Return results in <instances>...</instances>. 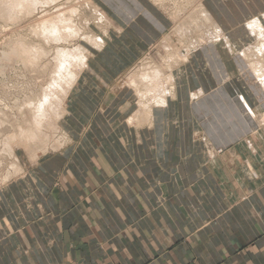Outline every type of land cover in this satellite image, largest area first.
Segmentation results:
<instances>
[{
	"label": "crops",
	"instance_id": "obj_1",
	"mask_svg": "<svg viewBox=\"0 0 264 264\" xmlns=\"http://www.w3.org/2000/svg\"><path fill=\"white\" fill-rule=\"evenodd\" d=\"M96 2L107 46L123 56L139 58L169 34L171 20L153 0ZM201 5L238 52L225 41L186 47L190 56L173 61L184 64L165 70L176 94L140 127L126 125L134 111L123 106L134 95L91 63L62 121L79 145L28 158L22 178L0 186V264H264V94L240 55L264 0ZM82 78L103 91L99 109ZM75 123L76 132L87 125L78 141ZM209 141L225 152L209 156Z\"/></svg>",
	"mask_w": 264,
	"mask_h": 264
},
{
	"label": "bare ground",
	"instance_id": "obj_2",
	"mask_svg": "<svg viewBox=\"0 0 264 264\" xmlns=\"http://www.w3.org/2000/svg\"><path fill=\"white\" fill-rule=\"evenodd\" d=\"M56 1L57 0H0V17L6 20L11 18L15 22H21L20 20L22 18L33 16L35 13L34 11L38 9L37 7L39 5L45 4L46 6ZM81 1V3H83V1L87 3V8L92 14L97 16V20H99L98 23L103 26L105 20L102 15L98 13L96 9L91 7L88 0ZM43 6L44 5H42V7ZM80 8L76 5H64L63 8H60L53 13H47V11L46 14L39 19H36L35 24L31 25V31H34L38 37H43L45 41L54 42H70L68 40L69 38L80 36L84 41H87L90 45L94 46L96 50L100 51L103 47V39L96 35L90 36L87 33H84L83 30H81L82 28L77 24L76 17H82ZM191 16L192 19L187 20L185 24L179 25L177 31H179L181 35L186 32L193 35L197 29L203 28L205 31L202 41L216 45L222 44L221 42L225 43L224 41L226 40V44L229 46V53L235 55L236 52H238L234 48V44H230L228 39L224 36V33L214 24L209 14L202 9V6L200 9L193 12V15ZM209 21H211V24ZM88 23L89 20L86 19V24ZM247 27L250 30L251 35L256 38L257 43L242 50L240 55L248 62L250 71L253 73L256 83L264 94V15L262 18L251 19L247 23ZM166 47L168 48L169 55L165 58V61L169 68L173 61L177 62L181 59L185 60L187 59L186 57L190 56L189 53L184 54L175 50L176 48L173 49L170 44H166ZM9 53L10 56L13 55L24 62L35 64V62L47 54V50L41 45L36 46L29 40L20 39L15 43ZM89 54L90 51L82 45L75 46L72 49L67 47L58 48L55 56L56 64L54 66L53 74L50 77V83L42 87V91L37 95V98L30 99L22 104L23 107H19L24 122L23 124L18 122L14 123L13 127L16 130L13 128L11 134L5 135L6 133L2 131V129H5L6 125L12 127L13 122L9 119L7 114H3L0 110V137L2 138L3 136H6L2 141L3 149L6 150V154L1 153L0 160L5 159L6 156L12 159V167L16 174L22 171L20 165H17L16 163L17 161L20 162L18 152L21 149H24L32 163L33 161H39L38 159L41 156L39 151L41 150L42 153H45L48 147L47 143L51 138L49 131H52L53 133H56L57 131L61 132L63 136L57 137L61 138L58 143H60V145L66 143V141L64 142L66 132L62 126L63 119L65 116L69 115L66 100L68 98L70 99L71 94L79 84L77 82H79L83 73L88 69ZM142 71L143 72L139 77L132 78L129 83V87L134 91V101L136 102L138 110L134 116H130L128 119V124L130 126L140 127L142 120H152V112L154 113L152 108L164 107L163 105L166 103L164 96L174 97L172 90L176 89L175 76L170 69L168 70V73L158 66H152V68ZM76 83L77 85L75 87ZM196 95L198 94L194 93V98ZM241 99L245 104L247 111L253 116H256L252 109L253 107L251 108L248 105L243 96H241ZM3 155L6 156L4 157ZM10 177L11 172L5 175L3 182L7 183L8 179H11Z\"/></svg>",
	"mask_w": 264,
	"mask_h": 264
},
{
	"label": "rangeland",
	"instance_id": "obj_3",
	"mask_svg": "<svg viewBox=\"0 0 264 264\" xmlns=\"http://www.w3.org/2000/svg\"><path fill=\"white\" fill-rule=\"evenodd\" d=\"M80 1L81 0H57L56 2H53L54 5L53 3L52 4L50 3V5H46V6L45 4H42L44 5L43 7L42 5H39L37 7L38 9L34 11L35 13L33 14V16L31 17L27 16L28 18L24 17L20 20L21 22L19 21L15 22L11 18H8L6 20L0 17V110L2 111L3 114H7L9 116V119H11L13 122L12 127L6 125L5 129H2V131L6 133V134L4 133L5 135L11 134L13 132L14 123L18 122V123L23 124L24 118L21 115V111L19 107L21 106L23 107L22 104L25 103L26 101L37 98V95H39L42 91V87L50 83L51 81L50 77L53 74L54 66L56 64V60H55L56 52L58 48L60 47L62 48L67 47V48L72 49L75 46H79V45L84 46L88 51H90L88 67L92 63L93 66L97 68V70L101 71V73H105L107 74V76L116 77L111 87L113 89L115 88L116 91L126 89V91L128 90V92H130L133 96L134 92H132V90L130 89L129 83L132 78L139 77L143 72L142 70L152 68V66L153 67L158 66L164 70H167L166 69L167 62L164 59L169 55V52H168V48L164 44L165 39L170 42L173 49L176 48L175 50L181 51L184 54L185 52L183 51H185L187 48L188 49H192L195 47L198 48V47H201L200 46L201 44H204V43L207 44L206 41H202L204 31H205L203 28L197 29V31L193 35H190L188 32L181 35V33L177 31L180 24H185L187 20L192 19L191 15H193V12H195L197 9H200V7L202 6L201 4L203 0H153V2L155 1L157 3L158 7L161 9V12H163L166 16H168V18L171 20L172 25L170 27L168 36H166L163 41L161 40L160 42H158L157 44H155L154 46L146 50V52H144L139 58H137L136 54L134 53H127V54H124L125 56H123L119 52H114L116 50H112L110 47H108L107 40H109L110 38H109V33H105L108 31L107 24L105 23L104 26L99 24L98 23L99 20H97V16L92 14V12L87 8L88 6L87 3L85 1L81 3L82 1L81 2ZM88 1L89 3L91 2V3H94L95 5H98L96 0H88ZM64 5L65 6H72V5L75 6L76 5L78 8L80 7L82 8V9L80 8V13L82 17H79V16L76 17L77 24L80 28H82L81 30H83L84 33H87L90 36L96 35L98 37L103 38L104 40L102 44L103 47L100 51L96 50L95 47L90 45L87 41H84L83 38L80 36L69 38L68 40L70 42H66V41L54 42V41H45L43 37H40V36L38 37V35L35 34L34 31H31L30 27L32 24H35L36 19H39L41 16L46 14L47 11H48L47 13H53L56 10L63 8ZM91 7L94 8L92 5ZM99 9H100L99 10L100 12L104 13L102 7H99ZM86 19L89 20L88 24H86ZM209 22L211 24V21ZM20 39L29 40L36 46H39V45L43 46L47 50V54H45L44 57H42L40 60L35 62V64H29L27 62H24L21 59L13 55L10 56L9 55L10 50H12V47ZM225 42L227 43L226 40ZM114 43L116 44L115 46L118 47L117 43L116 42ZM256 43H257L256 38H251L250 41L246 42L245 46L254 45ZM191 46H194V47H191ZM120 60L127 61L125 63L130 64V65H128L126 68H119ZM182 64L175 65V63H172L170 66L173 69V65H174V70H178V68H180ZM91 67L92 66H90V69ZM89 70L88 72L92 71V70L90 71ZM86 76H90V75L88 74ZM83 78H82V81H80V84H82L83 88L85 87L84 91L87 92L88 88H90L91 92H95L98 86L94 84L92 79L88 81L89 84L87 86L83 85V82H84ZM176 90H177V85H176V89L172 90V94L173 93L176 94ZM94 94L96 95H94L95 98L94 97L93 98L95 99L96 107L99 109L104 99V93L101 90V92L96 91ZM106 96L107 95H105V97ZM133 100H134V97H133ZM68 101L69 100L67 99L66 105H68ZM84 102L88 103L87 100H85ZM112 103H111L112 108H116V109L119 108L120 103L118 102V100ZM163 106L166 107V105H163ZM130 107L132 111H134L130 116H133L138 111L136 102L130 101L127 107L123 106L124 109L130 108ZM153 117L154 115L152 116V120H153ZM260 117H263V118L261 119ZM258 118H259L257 121L258 129L264 130V116H258ZM85 123L84 125L82 124L84 128H81V129L79 128L80 130L78 129L77 132H76L77 123H75V136H74L75 140L74 141L80 140V138H82L83 135L85 134L84 130H85V127H87V125L85 126ZM126 125H128V123H126ZM14 130L16 129L14 128ZM49 132H50L49 134L51 138L49 139V142L47 143L48 147L46 149V152L42 153L41 150L39 151V154L41 156H45V155L52 156L53 154L57 153V151H59L65 145L69 146L68 148H70V150H72L73 148H76L77 145H79V143L77 142H75L72 145L69 142V139H67L66 137L67 134L64 136L65 137L64 142L66 141V143L65 144L62 143V145H60V143L58 142L61 138H57V137L63 136L61 132L59 131H57L56 133H53L52 131H49ZM257 132L258 131H256V133ZM254 134L255 133H252L251 135H254ZM4 137L6 136H3L2 138L0 137V147H1L0 156L2 155L1 153L6 154V150L3 149V144H2ZM205 141H206V138H205ZM246 142H247V145L250 144L248 143L250 142V139L249 140L246 139ZM205 150L208 152L209 156H218V155L220 156L225 152L224 149H221V150L217 149L210 141L207 142V147L205 148ZM3 156L5 157L6 155H3ZM6 157L5 159L0 160L2 163V164L0 163V186L6 185L7 183L9 184L10 182L15 180L19 176H20L19 178H22L21 174L26 171L23 168V163L26 160L28 161V158H29V156L24 151V149H21L18 152V157L20 159V162L17 161L16 163L17 165L21 166L22 171L21 173L19 172L20 174L19 173L16 174L12 167L13 160L8 158V156ZM33 163L35 162L33 161ZM9 172H11V177H10L11 179L10 180L8 179L9 182L7 181V183H4L3 178Z\"/></svg>",
	"mask_w": 264,
	"mask_h": 264
}]
</instances>
